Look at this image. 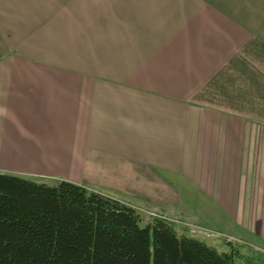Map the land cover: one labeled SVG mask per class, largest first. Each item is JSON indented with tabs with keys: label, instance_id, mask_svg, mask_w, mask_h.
<instances>
[{
	"label": "crops",
	"instance_id": "obj_1",
	"mask_svg": "<svg viewBox=\"0 0 264 264\" xmlns=\"http://www.w3.org/2000/svg\"><path fill=\"white\" fill-rule=\"evenodd\" d=\"M0 173L264 253V0H0Z\"/></svg>",
	"mask_w": 264,
	"mask_h": 264
},
{
	"label": "trees",
	"instance_id": "obj_2",
	"mask_svg": "<svg viewBox=\"0 0 264 264\" xmlns=\"http://www.w3.org/2000/svg\"><path fill=\"white\" fill-rule=\"evenodd\" d=\"M67 181L0 173V264H235L204 239Z\"/></svg>",
	"mask_w": 264,
	"mask_h": 264
},
{
	"label": "rangeland",
	"instance_id": "obj_3",
	"mask_svg": "<svg viewBox=\"0 0 264 264\" xmlns=\"http://www.w3.org/2000/svg\"><path fill=\"white\" fill-rule=\"evenodd\" d=\"M47 184H54V182L47 181L45 182ZM149 220L147 217L142 216V222L141 226H144V224ZM188 223L187 226H194L192 223ZM186 225L179 226L182 229H188ZM179 227H176L177 231L181 233V229ZM185 227V228H184ZM206 244L218 252H228L229 251V246L226 245L223 239H207ZM237 246L232 247L234 251H236L235 254V264H264V253H262L261 250L256 248L254 245L251 244H245L243 243L242 245L236 244ZM259 246V245H257Z\"/></svg>",
	"mask_w": 264,
	"mask_h": 264
},
{
	"label": "built area",
	"instance_id": "obj_4",
	"mask_svg": "<svg viewBox=\"0 0 264 264\" xmlns=\"http://www.w3.org/2000/svg\"><path fill=\"white\" fill-rule=\"evenodd\" d=\"M144 213L147 214L148 216H151V217H154V218H158V219H161V220H166V221H170V222H174V223H179L178 221L166 218L165 216H161V215H158V214H155V213H152V212H144ZM183 225L187 226V224H183ZM188 228L190 229V232L192 234H195V235H203V236H206V237L214 236V233H211V232H209L207 230H204L202 228H198V227L190 226V225H189Z\"/></svg>",
	"mask_w": 264,
	"mask_h": 264
}]
</instances>
